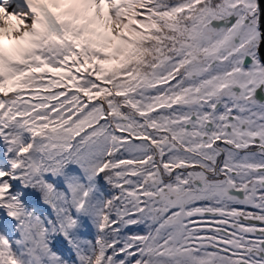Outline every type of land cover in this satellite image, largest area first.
I'll list each match as a JSON object with an SVG mask.
<instances>
[{"label":"snow or ice","instance_id":"snow-or-ice-1","mask_svg":"<svg viewBox=\"0 0 264 264\" xmlns=\"http://www.w3.org/2000/svg\"><path fill=\"white\" fill-rule=\"evenodd\" d=\"M262 18L0 0V264H264Z\"/></svg>","mask_w":264,"mask_h":264},{"label":"rangeland","instance_id":"rangeland-1","mask_svg":"<svg viewBox=\"0 0 264 264\" xmlns=\"http://www.w3.org/2000/svg\"><path fill=\"white\" fill-rule=\"evenodd\" d=\"M11 24L13 26L18 27L20 22L18 20H16L15 18H13V20L11 21ZM9 30H11V29H9ZM46 207L47 206H45V208ZM36 212H37V215L41 214V212H39L38 210H36ZM131 228H128L129 233H131V230H141V229H143V226H133V228L132 229ZM95 233H96L95 228H93L89 225V227L82 233V238L86 239V240H93L94 241ZM60 240H62V238H57L56 240L53 241V250L56 251L59 255H62L67 259L68 258V253L66 251L67 245L66 244L61 245ZM73 259H75L74 256H73Z\"/></svg>","mask_w":264,"mask_h":264},{"label":"trees","instance_id":"trees-1","mask_svg":"<svg viewBox=\"0 0 264 264\" xmlns=\"http://www.w3.org/2000/svg\"><path fill=\"white\" fill-rule=\"evenodd\" d=\"M108 191H109L108 187L105 186V192H106V194H107ZM35 201H37V202L34 203L33 205H35L36 210H38L39 212H41L42 209H45V208L43 207V204L40 203V202H38L37 197H36V194H33V196H32L31 198H29L26 202L29 203V205H31V204H32L33 202H35ZM129 228H131V227H129ZM132 228H133V226H132ZM132 228H131V229H132ZM143 230H144V229H141V230H131V233H129V232H128V231H129L128 228H126V229L124 230V232H125V234L127 235V234H133V233L143 232Z\"/></svg>","mask_w":264,"mask_h":264},{"label":"water","instance_id":"water-1","mask_svg":"<svg viewBox=\"0 0 264 264\" xmlns=\"http://www.w3.org/2000/svg\"><path fill=\"white\" fill-rule=\"evenodd\" d=\"M260 5H261V8L264 9V0H260ZM262 20H264V18H262Z\"/></svg>","mask_w":264,"mask_h":264}]
</instances>
